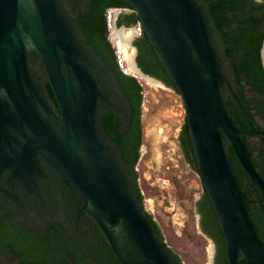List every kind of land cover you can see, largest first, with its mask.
Instances as JSON below:
<instances>
[{
    "label": "water",
    "instance_id": "obj_1",
    "mask_svg": "<svg viewBox=\"0 0 264 264\" xmlns=\"http://www.w3.org/2000/svg\"><path fill=\"white\" fill-rule=\"evenodd\" d=\"M123 1L137 12L182 100L197 170L226 242L228 264H238L239 251L246 264H264V243L226 152V147L233 151L264 211V180L243 141L264 132L241 131L230 119L220 91L218 46L201 6L195 0ZM32 52L42 62L53 104L28 69ZM93 71L62 0H0V172L33 188L40 173L38 157L43 158L76 190L120 264H174L131 177L97 137V101L105 99Z\"/></svg>",
    "mask_w": 264,
    "mask_h": 264
},
{
    "label": "flooded vegetation",
    "instance_id": "obj_2",
    "mask_svg": "<svg viewBox=\"0 0 264 264\" xmlns=\"http://www.w3.org/2000/svg\"><path fill=\"white\" fill-rule=\"evenodd\" d=\"M109 10L115 13L111 28L113 26L118 32L123 31L130 36L128 49L136 74L171 89L166 78L157 75L159 73L152 60V56L157 55L156 49L145 35L140 21L133 22V16L128 14L130 10L127 7ZM111 28L104 30L100 19L93 18L90 35L85 36L77 27L75 32L78 33L76 39L79 45L93 66L91 75L105 99L102 101L99 98L97 101V137L117 165L131 177L129 165L122 160L115 140L106 132L101 122L106 114L115 117L116 123L113 126L123 135L132 128L138 109L136 99H130L121 87L122 83L127 86L128 81L122 79L113 67L112 57L116 56L118 48L120 50L121 39L109 36ZM216 45L222 73V100L230 101L242 111L236 100L240 102L247 116L243 114L250 121V128L245 132H264V94L251 90L241 80L244 99L240 100L236 96V78L231 74L229 65L231 57L220 56V46L218 43ZM263 45L264 40L258 49L257 58L264 72ZM35 55L37 59L34 63L29 59L28 69L43 89L42 80H48L41 60ZM132 77L137 80L135 75ZM137 82L139 83L138 80ZM254 97L260 101H251L250 104L245 101ZM55 111H58L57 108ZM243 139L246 149H254V157L260 150L264 154L263 135L255 134ZM38 166L40 173L35 177L33 188L24 187L6 170L0 172V264H107L110 245L76 190L65 184L41 157H38ZM197 201L199 204L195 207V212L198 216V228L202 237L209 242L207 262L204 264H228L226 242L214 209L203 191ZM237 257L238 264H246L240 251Z\"/></svg>",
    "mask_w": 264,
    "mask_h": 264
},
{
    "label": "trees",
    "instance_id": "obj_3",
    "mask_svg": "<svg viewBox=\"0 0 264 264\" xmlns=\"http://www.w3.org/2000/svg\"><path fill=\"white\" fill-rule=\"evenodd\" d=\"M202 8L205 14L207 24L210 29V34L213 43H218L220 56L231 57V74L236 78V96L240 99H244L243 86L241 80L245 81L246 85L250 86L251 90L257 91L261 95L264 94V72L262 71L257 53L260 45L264 40V1L256 2L254 0H195ZM127 7L130 10L131 16H133V22H139L137 12L123 0H62L63 13L70 25L72 33L77 37L75 28H79L80 31L86 36L91 32V21L93 18L100 19L104 30H107V11L113 8ZM145 33V31H144ZM146 35V33H145ZM148 38V36H147ZM149 40V38H148ZM150 41V40H149ZM152 44V43H151ZM156 51V50H155ZM157 53V51H156ZM34 63L37 56L32 53L31 58ZM154 66L161 77L166 78L167 85L178 95L176 87L171 80L166 66L160 59L158 53L152 56ZM113 67L119 73L122 79L128 81V85L125 86L122 83V89L130 99H136L137 113L136 120L132 123V128L124 133L120 134L119 130L113 126L116 123V118L108 114L102 117V124L106 132L111 135L115 140L116 148L121 154L122 160L129 165V173L131 179L137 191L139 200L143 205L142 190L138 186V174L136 172V165L139 159V149L142 144V101L143 90L137 80L130 76L123 74L117 65L116 56L112 57ZM42 86L44 92L51 103H54V96L48 81L42 80ZM133 97V98H132ZM224 101L226 111L241 131H247L250 128V121L237 107L233 106L229 101ZM250 104L251 101H260L259 98L254 97L251 100H245ZM243 104V103H242ZM183 105V103H182ZM244 106V105H243ZM224 144H227L225 137H222ZM245 142V140L243 139ZM178 145L182 154V161L186 163L191 171L198 175L199 173L196 166V156L193 147L192 138L188 129V126L184 121L181 127V131L178 136ZM247 146V145H246ZM248 155L251 158V162L255 169L264 180V154L260 150L257 156H253L254 149L247 147ZM228 161L231 165L232 171L237 179L239 187L242 191L243 198L246 202L251 221L257 231L259 239L264 243V211L263 207L255 188L249 183V180L240 167L233 151L230 147H226ZM201 184L202 191L206 200L209 201L208 196L202 186L200 177L198 178ZM177 190L181 199H189L193 201L192 194L187 192L183 186L178 183ZM208 203V202H207ZM198 201L194 203L196 207ZM153 223L155 232L159 240L167 247L171 253L174 264H204L206 260L205 246L206 240L201 236H198L193 226H186L182 232L181 241L185 243V246H178L169 240V243L165 241L161 230L157 224L149 215ZM179 240V239H178ZM107 264H120L114 256L111 249H108Z\"/></svg>",
    "mask_w": 264,
    "mask_h": 264
},
{
    "label": "rangeland",
    "instance_id": "obj_4",
    "mask_svg": "<svg viewBox=\"0 0 264 264\" xmlns=\"http://www.w3.org/2000/svg\"><path fill=\"white\" fill-rule=\"evenodd\" d=\"M114 14L111 13L112 20ZM116 32L118 31L112 26L109 36L114 38ZM129 40L130 38L124 44L130 54ZM120 50L122 53L121 46ZM120 50L118 48L116 54ZM128 75L134 76L131 73ZM135 76L143 90L141 106L143 135L136 165L138 186L143 195L142 207L151 215L165 241L169 243L171 240L180 247L185 246L180 239L187 225L193 226L196 234L202 237L194 206L202 188L198 175L182 161L178 145V136L184 121L182 100L172 89L141 78L136 73ZM178 183L192 194L193 201L181 199L176 185ZM208 245L209 242L206 241L205 256L207 249L209 250Z\"/></svg>",
    "mask_w": 264,
    "mask_h": 264
},
{
    "label": "bare ground",
    "instance_id": "obj_5",
    "mask_svg": "<svg viewBox=\"0 0 264 264\" xmlns=\"http://www.w3.org/2000/svg\"><path fill=\"white\" fill-rule=\"evenodd\" d=\"M115 37H120V39H121L120 46L122 47V56H123L125 64H126L127 73H131V74L135 75L136 69L134 68V65H133L134 63L132 61L133 60L132 55H130L128 53L127 47L124 44L125 42H127L128 38L130 36H127L126 34H124L123 31H120V32H116ZM120 52H121V50H120Z\"/></svg>",
    "mask_w": 264,
    "mask_h": 264
},
{
    "label": "built area",
    "instance_id": "obj_6",
    "mask_svg": "<svg viewBox=\"0 0 264 264\" xmlns=\"http://www.w3.org/2000/svg\"><path fill=\"white\" fill-rule=\"evenodd\" d=\"M113 12V10H109L108 11V14H107V27L108 28H111V25H112V17H111V13ZM116 61H117V65H118V67L120 68V70L124 73V74H126V75H128V73H127V70H126V64H125V61H124V58H123V56H122V53L121 52H118L117 54H116Z\"/></svg>",
    "mask_w": 264,
    "mask_h": 264
}]
</instances>
